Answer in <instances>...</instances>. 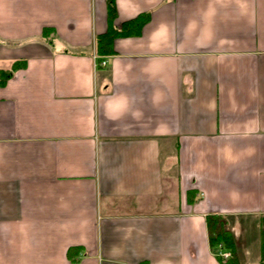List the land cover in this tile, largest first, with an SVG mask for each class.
Returning a JSON list of instances; mask_svg holds the SVG:
<instances>
[{
	"label": "crops",
	"instance_id": "0c3cea01",
	"mask_svg": "<svg viewBox=\"0 0 264 264\" xmlns=\"http://www.w3.org/2000/svg\"><path fill=\"white\" fill-rule=\"evenodd\" d=\"M113 4L0 0V264H223L207 215L264 217V0Z\"/></svg>",
	"mask_w": 264,
	"mask_h": 264
},
{
	"label": "trees",
	"instance_id": "16d2710c",
	"mask_svg": "<svg viewBox=\"0 0 264 264\" xmlns=\"http://www.w3.org/2000/svg\"><path fill=\"white\" fill-rule=\"evenodd\" d=\"M115 15V7L113 0H109V16L113 18ZM149 20V13L139 14L137 17L125 21L119 27L112 26L105 34L97 37L96 51L99 56L103 57L112 53V42L115 38L120 36L136 35L141 32L144 24ZM26 64L24 60H15L9 68H0V87L5 86L12 78L14 73L19 69L25 68ZM191 194V201H194L196 193L193 190L189 191ZM195 195V196H194ZM264 218V217H263ZM261 219V242H260V257L259 264H264V219ZM231 216H224L221 214H208L206 217L207 227L209 231L210 245L216 247L220 243L224 245L226 249H229L233 253L231 261L227 264H234L237 252V242L234 232V224L228 222ZM80 247H70L68 250V256L73 257L78 253Z\"/></svg>",
	"mask_w": 264,
	"mask_h": 264
},
{
	"label": "rangeland",
	"instance_id": "374dc122",
	"mask_svg": "<svg viewBox=\"0 0 264 264\" xmlns=\"http://www.w3.org/2000/svg\"><path fill=\"white\" fill-rule=\"evenodd\" d=\"M256 218H242L237 216L228 222L238 226L236 229L237 252L240 264H259L261 225H258ZM260 227V228H258Z\"/></svg>",
	"mask_w": 264,
	"mask_h": 264
},
{
	"label": "built area",
	"instance_id": "2783aa9c",
	"mask_svg": "<svg viewBox=\"0 0 264 264\" xmlns=\"http://www.w3.org/2000/svg\"><path fill=\"white\" fill-rule=\"evenodd\" d=\"M95 58H97V55H95ZM102 65H105L106 64V61L105 60H102L101 62ZM214 253L217 255V256H220L223 260V262H227L228 259L231 257V252L230 251H225L223 250V247L222 245L220 244L219 246H217L216 248H214Z\"/></svg>",
	"mask_w": 264,
	"mask_h": 264
}]
</instances>
